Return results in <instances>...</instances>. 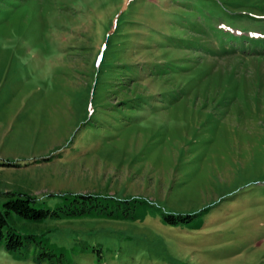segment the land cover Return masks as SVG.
Wrapping results in <instances>:
<instances>
[{"label":"rangeland","instance_id":"rangeland-1","mask_svg":"<svg viewBox=\"0 0 264 264\" xmlns=\"http://www.w3.org/2000/svg\"><path fill=\"white\" fill-rule=\"evenodd\" d=\"M11 193L144 204L26 224L57 259L0 264H264V0H0Z\"/></svg>","mask_w":264,"mask_h":264},{"label":"trees","instance_id":"trees-1","mask_svg":"<svg viewBox=\"0 0 264 264\" xmlns=\"http://www.w3.org/2000/svg\"><path fill=\"white\" fill-rule=\"evenodd\" d=\"M138 201L144 204L137 198L121 200L112 196L68 194L64 195L62 202L55 204L53 209H43L40 208L41 203H38L34 197L11 193V196L0 205V247L8 253L19 256L30 254L38 260L52 261L53 258L58 257L53 245L39 241L42 235L27 230L26 224L40 223L47 219L77 218L92 212L114 215L122 209V204L132 208V205ZM190 217L181 216L179 220L186 221ZM167 220L175 223L173 219L167 218Z\"/></svg>","mask_w":264,"mask_h":264}]
</instances>
